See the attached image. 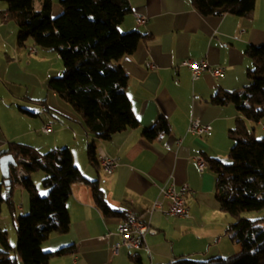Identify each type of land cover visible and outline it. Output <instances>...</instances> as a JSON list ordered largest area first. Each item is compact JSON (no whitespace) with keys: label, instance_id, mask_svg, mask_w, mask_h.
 <instances>
[{"label":"crops","instance_id":"1","mask_svg":"<svg viewBox=\"0 0 264 264\" xmlns=\"http://www.w3.org/2000/svg\"><path fill=\"white\" fill-rule=\"evenodd\" d=\"M60 1L51 0V16L61 13ZM129 2L132 11L120 29L140 31L144 38L119 63L128 75L126 92L139 124L113 134L110 139L96 140L98 157L104 153L118 161L114 172L106 174L101 166L96 169L88 161L86 149L93 136L85 130L81 117L66 107L56 93L51 97L54 108L50 107L49 111L57 112L60 117L51 113L39 116V112L29 111L34 114L31 115L25 112L26 108H19L21 98L47 105L52 92L47 81L53 75H60L63 65L55 51L32 40L22 47L18 45L17 25L2 17L6 3L0 0V66L7 68L0 74V153L12 142L44 153L59 147L58 140L63 136V145L70 149L75 166L87 180L98 181L110 209L125 215L132 212L155 230L145 235L147 248L128 249L118 235L119 219L103 214L93 200L87 180L76 181L71 184L67 201L68 232L52 233L42 243L47 252L65 250L53 254L49 264H167L177 257L194 258L201 253L211 257L230 256L240 249L226 233L234 218L218 208L217 178L207 160L213 157L222 161L228 155L233 145L229 131L239 113L231 103L218 106L210 99L218 90L241 89L249 82L247 70L252 62L245 51L249 45H264V2L261 0V7L255 6L247 17L231 13L205 16L195 9L192 0ZM41 6L42 0H36L35 9ZM134 12L147 16L146 24L137 26ZM33 47L35 52L30 51ZM202 58L212 66H224V72L213 76L205 71L192 79L182 62ZM23 62L32 69H22ZM149 62L155 66L149 67ZM13 65L19 66L25 76L36 79L35 94L21 95L13 90L11 83L17 81L12 75ZM160 116L166 118L169 132L152 141L146 140L142 131ZM29 117L38 119L31 121ZM191 118L210 124L212 133L188 132ZM46 121L52 123L53 130L43 133L48 134L43 137L40 128ZM255 124V135H264V117ZM197 155L206 160L207 169H199L194 158ZM170 182L177 187L188 183L192 189L185 194L186 216L165 213L168 201L160 194V187ZM46 192L47 189H42V193ZM22 197V193L21 201L14 197L17 211L28 209ZM156 201L160 206L153 208ZM263 217L264 208L255 211V219ZM108 233L110 236L105 237ZM115 244H119L116 252Z\"/></svg>","mask_w":264,"mask_h":264},{"label":"trees","instance_id":"2","mask_svg":"<svg viewBox=\"0 0 264 264\" xmlns=\"http://www.w3.org/2000/svg\"><path fill=\"white\" fill-rule=\"evenodd\" d=\"M1 15L17 25V43L24 46L28 40L55 51L63 65L62 74L52 76L47 87L67 103L80 117L85 130L93 136L87 144V158L96 169L101 166L96 140H107L117 132L136 128L139 121L132 111L126 92L128 75L119 61L133 53L144 35L137 30L120 29L131 13L129 0H61L62 11L51 16V0H42L35 9L36 0H4ZM202 15L236 14L250 16L256 0H192ZM245 53L252 66L247 70L249 82L241 89L218 90L210 99L214 105L231 103L238 111L234 126L229 131L233 145L228 163L209 157L211 170L216 174L215 197L220 211L234 218L226 228L229 239L242 247L230 256H212L197 259L177 257L167 264H264V217L251 219L245 212L264 208V136L257 137L249 121L259 122L264 117V45H249ZM28 114L34 115L29 111ZM169 132L164 116L147 129L142 136L149 141ZM12 154L30 160L24 164L26 176L17 174L19 163L10 170V183L0 180V214L3 205L15 220L17 244L9 243L7 232L0 230V264H49L53 254L42 243L52 233H66L70 218L67 201L71 184L87 180L75 166L68 147H55L39 153L29 145L12 142L0 153ZM43 171V186L47 194L40 196L31 175ZM90 185L93 200L105 216L127 219L128 215L114 212L104 199L97 180ZM20 188L29 196V212L19 214L15 191Z\"/></svg>","mask_w":264,"mask_h":264},{"label":"built area","instance_id":"3","mask_svg":"<svg viewBox=\"0 0 264 264\" xmlns=\"http://www.w3.org/2000/svg\"><path fill=\"white\" fill-rule=\"evenodd\" d=\"M134 20L136 25L141 26L146 24L148 17L134 12ZM31 52H35V48L30 49ZM183 65L188 67L191 72L192 79L198 78L203 72L209 71L213 76H219L224 72L225 67L218 65L212 66L206 59H185L182 62ZM149 67H154L155 65L151 62L148 63ZM264 127V125H263ZM53 130L52 123L46 121L42 124L40 131L42 133H50ZM187 131L195 135H210L212 133V126L207 123H203L198 118H191L187 127ZM99 163L106 174H112L116 167L118 166V161L116 157L107 156L104 153L99 154ZM198 163V167L201 171L208 168V163L201 155L194 157ZM19 163L17 167V174L19 177H25L26 171L23 167L24 164H29L30 160L19 156L16 160ZM192 189L188 183L182 184L177 187L174 182H170L165 186L160 187V194L168 201V207L165 211L167 214L175 216H186L188 214V207L185 201V194L191 192ZM160 203L156 201L153 208L159 207ZM152 209L150 210V212ZM148 232H155L149 223L143 221L136 214L129 212L128 217L124 221H120L118 225V235L120 236L121 243L125 245L130 250H139L142 248H147L145 242V235ZM110 233L106 234L105 237H109ZM119 244H115L113 251L116 252Z\"/></svg>","mask_w":264,"mask_h":264},{"label":"rangeland","instance_id":"4","mask_svg":"<svg viewBox=\"0 0 264 264\" xmlns=\"http://www.w3.org/2000/svg\"><path fill=\"white\" fill-rule=\"evenodd\" d=\"M261 0H256V6L258 5V8L261 7V4L264 2V0H262V3L260 4ZM260 4V5H259ZM58 55V54H57ZM58 58L60 59V57L58 56ZM61 61V59H60ZM32 65V64H31ZM21 66H22V69L24 67H27L29 69H32L31 66H28L26 65L25 62L21 63ZM33 66V65H32ZM54 68H55V65H54ZM6 67L3 68V66L1 65L0 66V74L2 75L4 73V71H6ZM11 71H12V75L17 79L16 83L15 84H12L11 83V87L13 88V90H15L16 92H18L19 94L23 95V94H26V93H30V94H35L38 90V82L34 81V79L32 78L31 75H24L21 71V69L19 68V66L17 65H13L12 68H11ZM55 74V73H53ZM62 74V73H61ZM53 76H59V75H53ZM52 77V76H51ZM51 96L49 97V101L47 103V105H42V101H38V100H28V99H24V98H21L20 100H18V102H20V105H19V108H23L28 111H36V112H39V116H43V114H50L54 117H60L59 114L55 111H49V108H54L52 106V102L53 100L51 99L52 95H56L55 92H51L50 94ZM56 97H58L56 95ZM65 105H67L66 107L70 108V106L63 102ZM17 107V105H16ZM38 116V118H39ZM34 117V116H32ZM30 118L31 121L34 120V119H38L37 117L35 118ZM250 127H254L256 126V124L252 121H249V124H248ZM20 127V126H19ZM41 136L43 137H47L48 134H43V133H40ZM264 135H258L257 137H263ZM60 143L59 147H64L65 145H63L65 142L64 141V138L63 136L61 138H59L58 140ZM43 150V149H42ZM45 150V149H44ZM44 152V151H43ZM222 162L223 163H228L229 162V158H228V155L224 158H222ZM43 171L39 170V171H35L32 173V180L34 182V185L36 186L37 188V192L40 196H45L47 193H42V189H47L46 187L43 186V182H42V175H43ZM18 193V194H17ZM21 193L23 194V197L22 199L25 200V203H26V207L28 205V209H26V211H18L19 214H26L29 212V196H28V193L25 191V190H18L16 191V195H15V198H19L20 201H21ZM244 215L248 218H251V219H255V211H249V212H245ZM16 223H15V220L12 219V217L10 216V214L8 213L7 211V208H6V205H3V212L0 214V230H5L7 232V237H8V240H9V243L13 246H15L17 244V233H16ZM240 249L239 251L241 250V246L240 244H238ZM233 254V253H232ZM206 253H201V255H198L195 256L194 258H197V259H207L211 256H205ZM231 255V254H230ZM226 256H229V255H226ZM193 258V257H192ZM18 264H23V262L18 259Z\"/></svg>","mask_w":264,"mask_h":264},{"label":"water","instance_id":"5","mask_svg":"<svg viewBox=\"0 0 264 264\" xmlns=\"http://www.w3.org/2000/svg\"><path fill=\"white\" fill-rule=\"evenodd\" d=\"M16 164L17 162L12 154L6 153L0 156L1 175L6 185L10 183V166Z\"/></svg>","mask_w":264,"mask_h":264}]
</instances>
